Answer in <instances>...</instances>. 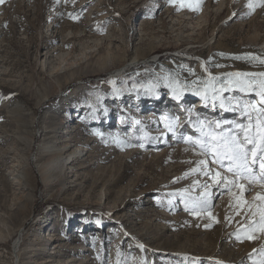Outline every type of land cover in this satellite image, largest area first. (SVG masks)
Wrapping results in <instances>:
<instances>
[{
  "label": "rangeland",
  "instance_id": "374dc122",
  "mask_svg": "<svg viewBox=\"0 0 264 264\" xmlns=\"http://www.w3.org/2000/svg\"><path fill=\"white\" fill-rule=\"evenodd\" d=\"M247 5L248 0L0 5V264L264 260V231L257 223L264 201L256 199L264 185L258 174L251 184L252 177L237 179L185 139L200 137L193 126L197 117L240 121L238 112L205 107L195 90L213 77L224 82L231 73L264 71V6ZM164 76L191 90L176 100L161 80L157 95H147L144 86ZM151 110L157 116L145 119ZM76 147L81 156L69 157ZM217 171L236 182L218 186L212 178ZM205 184L209 205L194 206ZM19 229L24 236L18 257L13 245Z\"/></svg>",
  "mask_w": 264,
  "mask_h": 264
},
{
  "label": "snow or ice",
  "instance_id": "6c2138e0",
  "mask_svg": "<svg viewBox=\"0 0 264 264\" xmlns=\"http://www.w3.org/2000/svg\"><path fill=\"white\" fill-rule=\"evenodd\" d=\"M4 3L5 0H0V5ZM257 3L264 6V0H248L247 6L254 9ZM252 59H258V57H252ZM261 63H264V60H261ZM161 80L164 81L165 87L171 89L174 99H181L187 86H182L178 80L169 79L168 76L161 77L144 86L145 93L157 95L156 89L160 87ZM217 83H220L221 86L217 87ZM230 91H237L242 95H223ZM194 94L201 97L205 107H208L210 103L213 108L219 106L225 112H238L240 121H208L197 117L193 126L200 132V137L194 139L192 136H188L185 138L186 142L198 146L201 149V154L211 155V162L216 163L226 172L232 173L237 179L252 177L249 179V184H251L258 174L260 182L264 185V73H231L229 80L224 82H219L213 77L205 82L203 89L195 90ZM188 111L191 114V110ZM166 127L169 128V131L174 132V128L170 124H166ZM94 134L103 136L102 133L95 130ZM116 142L118 145L124 146L123 142L119 140ZM126 146L130 147L131 145ZM198 164L205 166L206 161H198ZM201 170L206 176L212 175L210 169L203 170L202 168ZM212 178L218 186L223 183L236 182L235 180L230 181L227 175H222L219 171ZM203 187L205 189L204 194L197 197L192 203L194 206L207 208L211 199L207 191L209 186L205 184ZM239 187L243 192L245 185L241 184ZM256 199L264 201V195L257 193ZM259 214L260 221L257 223L262 224L260 230L264 231V208L259 209ZM248 238L253 239L251 235ZM259 264H264V260H261Z\"/></svg>",
  "mask_w": 264,
  "mask_h": 264
},
{
  "label": "bare ground",
  "instance_id": "6f19581e",
  "mask_svg": "<svg viewBox=\"0 0 264 264\" xmlns=\"http://www.w3.org/2000/svg\"><path fill=\"white\" fill-rule=\"evenodd\" d=\"M74 46V45H73ZM62 48V47H61ZM53 49H54V47H53ZM58 49V48H57ZM56 49V50H57ZM68 49V48H67ZM49 50V49H48ZM45 53V52H44ZM70 54V53H69ZM52 55V54H51ZM66 58V57H65ZM133 61H135V60H133ZM200 62H201V64L203 65L204 63H203V61H201L200 60ZM51 72L52 73H55V74H57L58 72H59V68H57L56 66H53V68H52V70H51ZM259 72H262V73H264V71H259ZM60 73H61V71H60ZM148 113H151L149 116H147L145 119H148V120H150V119H154V117H156L157 115H156V113L153 111V110H151V111H149V112H147V113H145L144 115L146 116V114H148ZM80 147V146H79ZM79 147H76L75 149H74V151H72L71 153H70V155H69V157L72 155V154H74V153H76V158L79 156H81V153H80V150H79ZM77 153L79 154L78 156H77ZM72 157V156H71ZM75 158V159H76ZM70 159V158H69ZM72 162H73V159L71 160ZM66 162V161H65ZM65 162H63V164L65 165L66 163ZM69 163H70V161H69ZM46 166L47 165H44V166H42L41 168H40V170H41V176H42V178H43V180L44 181H47V179L49 178V176H50V174H49V171L48 170H46ZM50 223H48L47 225H49ZM57 225V224H56ZM20 230V232H19V236H17V238L15 239V241H14V245H13V247H15V249H17V256L19 257V255H20V253H19V251H20V247H21V240H22V238H23V236H24V232L21 230V229H19ZM18 235V234H17ZM76 236H78V235H76ZM75 236V237H76ZM72 249H75L73 246L71 247ZM90 248H87V250H89ZM31 251H34V250H31ZM70 261H72V260H69V263H64V264H70L71 262ZM50 262H52V260H50V259H48V260H46L43 264H48V263H50ZM73 264H75V263H73ZM76 264H80V263H76Z\"/></svg>",
  "mask_w": 264,
  "mask_h": 264
}]
</instances>
